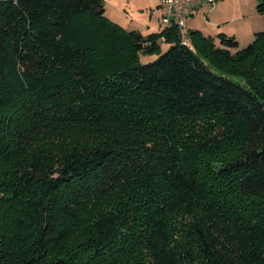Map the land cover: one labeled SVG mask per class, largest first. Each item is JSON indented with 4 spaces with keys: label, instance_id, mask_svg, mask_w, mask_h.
<instances>
[{
    "label": "trees",
    "instance_id": "obj_1",
    "mask_svg": "<svg viewBox=\"0 0 264 264\" xmlns=\"http://www.w3.org/2000/svg\"><path fill=\"white\" fill-rule=\"evenodd\" d=\"M104 12L0 0V264H264V31Z\"/></svg>",
    "mask_w": 264,
    "mask_h": 264
},
{
    "label": "rangeland",
    "instance_id": "obj_2",
    "mask_svg": "<svg viewBox=\"0 0 264 264\" xmlns=\"http://www.w3.org/2000/svg\"><path fill=\"white\" fill-rule=\"evenodd\" d=\"M198 0L193 16L185 20L183 35L187 38L190 31H199L210 36L218 45L219 33L234 37L239 48L246 47L254 40V34L264 31V15L256 11L257 0ZM160 0H103L104 16L126 31H136L147 36L157 33L162 18ZM161 16V17H160ZM159 54L168 49V45L159 40ZM154 55H140L139 61L146 64L157 58Z\"/></svg>",
    "mask_w": 264,
    "mask_h": 264
},
{
    "label": "built area",
    "instance_id": "obj_3",
    "mask_svg": "<svg viewBox=\"0 0 264 264\" xmlns=\"http://www.w3.org/2000/svg\"><path fill=\"white\" fill-rule=\"evenodd\" d=\"M198 0H160L159 7L162 10L160 19V29L169 28L176 25L179 29L182 44L190 46L188 39L183 35L185 20L192 12ZM208 4H213V0H206Z\"/></svg>",
    "mask_w": 264,
    "mask_h": 264
},
{
    "label": "crops",
    "instance_id": "obj_4",
    "mask_svg": "<svg viewBox=\"0 0 264 264\" xmlns=\"http://www.w3.org/2000/svg\"><path fill=\"white\" fill-rule=\"evenodd\" d=\"M159 4H160V2H159ZM157 7H159V5L157 6ZM197 7V6H196ZM196 7H194L193 9H195ZM190 16H193V10H192V12L189 14V16L187 17V20H188V18L190 17ZM161 17V16H160ZM159 30H160V20H159ZM258 33V32H257ZM256 34V33H255ZM254 34V35H255ZM226 35V34H225ZM144 36V35H143ZM226 36H228V35H226ZM230 37V36H229Z\"/></svg>",
    "mask_w": 264,
    "mask_h": 264
}]
</instances>
